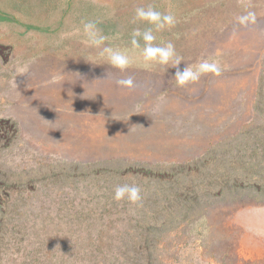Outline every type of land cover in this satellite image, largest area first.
Here are the masks:
<instances>
[{
    "label": "rangeland",
    "instance_id": "1",
    "mask_svg": "<svg viewBox=\"0 0 264 264\" xmlns=\"http://www.w3.org/2000/svg\"><path fill=\"white\" fill-rule=\"evenodd\" d=\"M149 6L175 25L134 20ZM137 28L221 75L178 87ZM0 264H264V0H0Z\"/></svg>",
    "mask_w": 264,
    "mask_h": 264
},
{
    "label": "clouds",
    "instance_id": "2",
    "mask_svg": "<svg viewBox=\"0 0 264 264\" xmlns=\"http://www.w3.org/2000/svg\"><path fill=\"white\" fill-rule=\"evenodd\" d=\"M134 20L146 21L148 24L154 25L156 30L163 29L165 26L172 27L176 23V18L173 14L162 13L151 6L148 8H136ZM237 23L245 28L251 24H255L256 13L254 11H248L245 15L237 17ZM82 24L83 32L90 46L100 48L105 44L107 37L101 33L95 21L89 20L82 22ZM141 40L144 42L142 56L145 67H148L152 63L168 65L174 59L173 67L176 68L174 78L178 87L196 83L206 74H212L214 76L221 75L222 69L218 63L208 59H202L196 66H186L181 70L179 65L182 62V57L177 55L175 46L171 42H168L164 46H155L153 41L156 40V37L153 34L152 28L144 31H141L139 28L133 30L130 41L132 48H141ZM105 54L110 65L120 71L127 69L131 63L128 55L119 50H114L112 47H103L100 55L104 56ZM22 71H26V68L22 69ZM116 84L120 88L132 89L134 87V81L131 76L118 79ZM113 199L118 202L127 200L129 203L137 204L142 199L141 189L135 184L118 185L114 189Z\"/></svg>",
    "mask_w": 264,
    "mask_h": 264
}]
</instances>
